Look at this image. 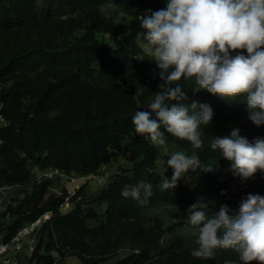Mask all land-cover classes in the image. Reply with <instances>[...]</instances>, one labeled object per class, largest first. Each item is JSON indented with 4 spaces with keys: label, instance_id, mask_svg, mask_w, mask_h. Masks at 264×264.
Instances as JSON below:
<instances>
[{
    "label": "trees",
    "instance_id": "obj_1",
    "mask_svg": "<svg viewBox=\"0 0 264 264\" xmlns=\"http://www.w3.org/2000/svg\"><path fill=\"white\" fill-rule=\"evenodd\" d=\"M167 2L50 0L43 8L39 0H0V115L5 120L0 126V187L32 183L24 198L7 205L11 221L0 231V241H10L27 223L52 214L28 264H61L70 256L78 259L73 264H240L232 250H217L213 259L194 258L196 239L177 236L165 243L174 227L144 215L159 205L187 211L201 198L200 190L182 180L173 190L157 187L164 175L171 176L159 170L161 152L136 134L132 117L159 90V69L135 40L137 27L115 22L102 8L156 11L166 9ZM100 33L122 36L121 45L103 42ZM181 84L188 96L185 104L196 101L214 111L212 123L204 128V148L198 150L205 164L215 162L214 170L193 173L204 185L203 194L216 199L209 203L211 212L227 205L233 215L249 194L264 196V173L241 181L228 170L230 163L210 150L209 140L228 135L241 120L242 136L264 138V125L257 127L248 119L243 97L225 101L206 91L194 93L191 82ZM137 90L142 91L140 104L133 99ZM165 137L191 154L189 142L167 132ZM119 156L131 166L112 174L94 195L85 192L86 186L73 195L67 190L57 195L50 192L51 177L33 179V168L98 176ZM141 180L153 184V195L143 206L121 196L125 185ZM66 203L70 207L63 212Z\"/></svg>",
    "mask_w": 264,
    "mask_h": 264
},
{
    "label": "clouds",
    "instance_id": "obj_2",
    "mask_svg": "<svg viewBox=\"0 0 264 264\" xmlns=\"http://www.w3.org/2000/svg\"><path fill=\"white\" fill-rule=\"evenodd\" d=\"M137 19L142 31L135 40L144 56L156 62L162 83L142 106L145 110L133 115L134 130L153 145H165L167 132L192 146L190 155L177 151L166 161L172 176L164 175L157 187L173 190L191 172H212L215 163L205 164L198 155L214 111L196 101L185 104L181 81L191 82L194 93L206 91L225 101L243 97L248 119L264 125V0H168L166 9H149ZM141 95L137 90L133 96L137 104ZM209 147L241 181L264 173V138L250 141L233 128L228 135L211 136ZM152 195L153 184L143 180L121 192L140 206ZM209 203L214 202L200 198L187 209L186 220L198 231L191 255L207 260L217 250H232L240 264H264V196L249 194L233 215L227 205L213 213Z\"/></svg>",
    "mask_w": 264,
    "mask_h": 264
},
{
    "label": "rangeland",
    "instance_id": "obj_3",
    "mask_svg": "<svg viewBox=\"0 0 264 264\" xmlns=\"http://www.w3.org/2000/svg\"><path fill=\"white\" fill-rule=\"evenodd\" d=\"M50 0H39L40 5L44 8L48 5ZM103 13L114 19L115 22H124L126 24L135 25L139 31H142L140 27L139 20L137 17L144 14L147 10L142 8H134L131 10L117 8L112 5H105L102 8ZM82 33V32H79ZM99 38L103 42H108L114 47H119L123 40L122 36L114 37L110 35L99 34ZM147 58V57H146ZM148 59V58H147ZM244 120L237 121L233 124L236 128ZM264 133V132H263ZM159 151L161 152V157L158 162V168L161 172L166 175L172 176L171 168H167L166 161L169 158L170 154L173 152L180 151L176 145L172 144L166 138L165 145H156ZM32 167V165L30 164ZM131 164L128 160L123 157L114 158L109 164L105 165L100 174L97 175H77L69 174L68 176H62L53 171V169H48L45 171L37 170L33 168L34 178L51 177L53 179V185L50 188V191L61 195L64 190H67L69 194L73 195L79 190L82 186H86L85 192L94 195L101 190V187L105 186L108 182L110 176L116 172L128 169ZM185 183H190L196 186L200 190L201 198H204L205 202H216V199L209 197L203 194L204 185L198 180L196 175L191 172L187 174L186 178L181 179ZM32 186L28 184L24 187L21 186H11L8 184H3L0 187V231L4 230L6 225L11 221L9 216L6 215V208L9 203L14 201H19L24 198V190L30 189ZM98 211H103V207L100 205L96 206ZM144 215L147 218L159 217L164 221L166 228L174 227V230L166 236L165 243L170 242L173 238L177 236H183L190 239H196L198 232L187 222L186 216L187 211L181 210L172 205H159L156 207L149 208L144 211ZM93 224V223H92ZM1 240V237H0ZM127 252L122 253L118 258L126 256ZM30 256H22L18 259L16 264H28ZM78 262V259L75 256H70L65 259L61 264H73ZM114 261L109 262L108 264H113Z\"/></svg>",
    "mask_w": 264,
    "mask_h": 264
},
{
    "label": "built area",
    "instance_id": "obj_4",
    "mask_svg": "<svg viewBox=\"0 0 264 264\" xmlns=\"http://www.w3.org/2000/svg\"><path fill=\"white\" fill-rule=\"evenodd\" d=\"M140 16V15H139ZM5 124L4 118L0 115V126ZM53 171L62 176H68L64 172L53 168ZM70 207L66 203L62 207L63 212H67ZM48 212L40 218L24 225L10 241H0V264H16L22 256H31L35 251L38 237L43 225L51 218Z\"/></svg>",
    "mask_w": 264,
    "mask_h": 264
},
{
    "label": "crops",
    "instance_id": "obj_5",
    "mask_svg": "<svg viewBox=\"0 0 264 264\" xmlns=\"http://www.w3.org/2000/svg\"><path fill=\"white\" fill-rule=\"evenodd\" d=\"M53 182H54V181H53ZM103 187H104V186H103ZM103 187H101V189H102ZM50 192H51V191H50ZM51 193H53V192H51ZM54 194H55V193H54ZM87 194H89L88 191H87Z\"/></svg>",
    "mask_w": 264,
    "mask_h": 264
}]
</instances>
